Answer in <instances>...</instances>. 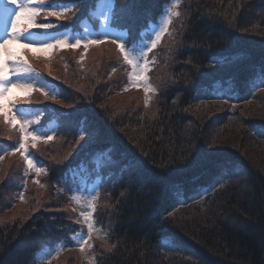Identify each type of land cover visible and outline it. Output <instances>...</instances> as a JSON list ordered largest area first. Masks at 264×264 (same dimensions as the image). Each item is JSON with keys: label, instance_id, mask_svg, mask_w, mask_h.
Segmentation results:
<instances>
[{"label": "trees", "instance_id": "16d2710c", "mask_svg": "<svg viewBox=\"0 0 264 264\" xmlns=\"http://www.w3.org/2000/svg\"><path fill=\"white\" fill-rule=\"evenodd\" d=\"M97 2L48 20L60 26L54 31L81 33L85 23L97 27ZM165 2L143 0L135 19H116L127 0H114L109 24L130 47ZM182 9L150 55L151 116L110 105L127 66L118 49L106 62L83 61L88 52L76 66L71 53L81 48L67 49L72 63L44 73L56 98L35 92L26 105L41 113L36 128L56 123L54 141L33 153L56 138L68 145L54 161L36 156L51 190L65 180L98 181L94 222L107 249L94 253V264H264V0H183ZM7 133L0 120V217L23 172L21 157L8 153L19 141ZM199 156L211 162L193 160ZM132 161L142 168L134 181ZM51 190L49 200L29 198L22 217L0 219V264H32L41 249L78 232L60 208L64 196Z\"/></svg>", "mask_w": 264, "mask_h": 264}, {"label": "rangeland", "instance_id": "374dc122", "mask_svg": "<svg viewBox=\"0 0 264 264\" xmlns=\"http://www.w3.org/2000/svg\"><path fill=\"white\" fill-rule=\"evenodd\" d=\"M114 0H98L96 3V6L91 12L93 17L97 20V27L91 26L88 23L83 24L84 29L81 33L78 32H72L70 29L60 30V31H54L55 29L51 30V35L55 36L57 34L61 36H67L68 42L73 43L76 39H80L82 41L81 44V51L79 54L71 53L74 56H77V59L74 60L75 64L77 65L78 62H80L85 55L88 52L89 55L87 57H90L91 60L88 62L86 59L83 61L90 63V62H106L109 58L113 57L117 54V49L119 52V48L116 44L111 43L112 39L115 38L119 41H125L126 33L123 31H117L113 29L109 22L111 18V11L113 8ZM173 0H167V2L164 3L161 12L158 14V17L154 22H151L150 25L142 30V34L139 40H137L135 43H133L130 47H126L128 49H134L135 53L138 55L141 48H143L149 41V38L152 37V34L154 31H156L158 28L162 27L166 20H168L170 16V22L167 23V31L169 30L170 25L180 16H173L170 15V10L172 6ZM183 0H178V7L175 9L181 14ZM8 7H13L14 5L8 4ZM49 17L46 19L43 15L37 17V23H47ZM9 20L11 18H8ZM44 19V20H41ZM22 24H26L27 20L23 19L20 21ZM57 24V23H54ZM4 26L5 21L3 18H0V38L4 36ZM96 28V29H95ZM34 32H42L44 30L42 29H33ZM167 31L164 32L163 36L161 37V40L163 39L164 35L167 33ZM94 37H102L104 39V43H101L99 45H92L87 50L83 48V42ZM161 40L157 44L156 48L159 46ZM116 47V48H115ZM146 52V56L144 57V61L147 62V66L149 69V60L150 55L153 50ZM31 51L22 47L20 43H14L9 46L10 51L18 52L23 54V58L27 60L28 66L33 70L32 73L28 77H22L21 79L27 83L30 86V91L25 92L21 89H11L6 99L3 101H0V104L3 105L2 113L0 114V120L3 128L8 131L9 137L15 136L18 139V144L14 147L17 148L18 145L21 142H24L26 144L27 153L28 155L33 158L35 167L29 168L27 165V162L24 158V156L21 155V151H15L13 152L11 149L8 151L10 154H18L23 163V172H22V178L19 183L21 185L19 186V189L16 191V193L11 194L8 197V200L5 202L7 204V211L1 214L0 219L2 221H9L16 217H22L26 214V208L24 207L25 203L29 200V198H33L34 195L36 196H42L44 194L45 197L49 200L47 195V192L51 190V188L46 184V182L43 180L46 173H47V167L45 164H43L38 157H43L44 155L48 156L49 161H54V152L59 153L63 146H68L65 144V139H57L55 141H61L57 145L49 146L50 149L46 151L45 149L43 152H38L37 154L33 153L32 147L33 141L29 137L28 140L22 141V133L20 131L21 124L17 123L15 126L11 122H8L4 119V115H11L14 114L16 111V108L24 109V112L22 113L23 119L26 120H32L34 118V115L36 112H39L38 109H31L29 108L28 101L29 98H31V95L33 93L37 92H54V88L51 85L50 82H48L44 78V73L56 74L58 73V70H55V67L57 65H63L64 63L67 64V62H71L72 60H64V56L68 53L66 51L67 49H70L71 51L73 48L71 47H64L60 49H51L47 52L40 50L41 46L39 44H33L31 46ZM79 49V48H76ZM62 50V51H61ZM61 51V52H60ZM63 51L67 53H63ZM121 52V51H120ZM119 52V53H120ZM122 57L124 59V55L122 53ZM7 57L3 50H0V62L6 60ZM71 59V58H70ZM125 61V60H124ZM126 62V61H125ZM126 69L122 73L121 79L122 83L119 86L117 91H114L113 94L110 96V105L116 110V111H126L128 109H138L141 108H147V115L153 114V100L156 95V88L154 83L151 80L149 70L144 72V75L146 76V83L149 87V91L146 93L144 87L137 86L134 83H131L133 77L132 73L134 71L133 66L128 64L126 62ZM141 67H143V62L141 63ZM11 79H16L15 77H10ZM127 89V90H125ZM9 101H12L15 103V108L11 106ZM26 101V103H25ZM134 107V108H130ZM11 109V111H9ZM41 120V116H40ZM39 120V122H40ZM38 123H31L27 125L28 131H32L33 129H37L40 132H45L52 135V139L47 141L46 143H50L51 141H54L53 133L56 129V123L50 122L46 130L43 131L39 128H36ZM42 141L45 142V139H38L35 141V145L38 146L39 143ZM47 147V146H45ZM37 148V147H36ZM55 149V150H53ZM38 156V157H36ZM63 157V155H60L58 160H60ZM37 168H40L39 174L37 173ZM38 181V183H34L33 181ZM67 182V183H66ZM98 181L96 179L92 178H86L81 179L78 182H71L65 180L62 182L61 186L57 187L56 189L51 190L53 194H56L57 192L61 193L64 196L63 201L61 202L60 208L63 209L68 215L73 218L77 224H78V232H76L71 238H68L66 241H60L56 242V244L52 246H47L41 249L34 257L32 264H63L65 261H68L70 264H94V253L99 250H106L107 249V243L105 240L104 233L100 231V229L95 225L94 219H95V204L97 198L101 195V190L98 189L97 185ZM68 186H66V185ZM56 185V184H55ZM26 189V192H25ZM25 192V193H24ZM98 193V195L95 196V199L92 200L93 194ZM15 194V195H14ZM23 196V199L21 200L20 197ZM11 198V199H10ZM10 199V200H9ZM94 205V207H93ZM85 215L89 216V219L85 220ZM88 223L93 224V229L91 233V238L88 240V245H91V247H88V245H85V250L83 252L80 251V248L76 245L79 242V239L81 235H87L88 234Z\"/></svg>", "mask_w": 264, "mask_h": 264}, {"label": "snow or ice", "instance_id": "6c2138e0", "mask_svg": "<svg viewBox=\"0 0 264 264\" xmlns=\"http://www.w3.org/2000/svg\"><path fill=\"white\" fill-rule=\"evenodd\" d=\"M142 2L143 0H127V3L122 9H114V18L123 19L127 17L128 19H135L139 14ZM81 3H83V0H70L69 3L65 4L51 3L48 2V0H0V18H3L5 21L4 36L0 38V50H3L7 57L6 60L0 62V101L6 99L7 94L11 89H21L25 92L30 91V86L21 78L28 77L33 70L28 66L27 60L23 58V54L10 51L9 46L14 43H20L22 47L31 51V46L33 44H39L41 46L40 50L45 52L51 49H60L64 47H71L73 49L80 48L82 44L80 39H76L75 42L69 43L67 36H61L59 34L52 36L50 34L51 30L59 28L60 26L51 21L47 23H37L36 18L43 15L45 19L47 17H55L57 21L67 19L69 14H75V11ZM8 4L14 5V8L8 7ZM178 6V0H173L170 15H180V13L175 10ZM8 18L11 19L9 20ZM22 18L27 20L26 24L20 22ZM168 22H170V16L162 27L153 32L152 37H150L148 43L141 48L138 55L135 53L134 49L126 48L123 41L118 42L115 38L111 41L116 44L121 53H123L124 60L133 66L134 71L132 73L133 79L131 83H134L137 86L142 85L146 93L149 91V87L146 83L144 72L148 70V66L147 62L144 61V57L146 56V52L156 48L164 32L167 31ZM33 29H42L44 31L34 32L32 31ZM101 43H104L102 37L90 38L83 42V48L87 50L90 46L99 45ZM142 62L143 67H141ZM113 71H115V69H113ZM10 77H15L16 79L13 80ZM47 95H51L53 99L56 98L54 92L50 91ZM9 103L13 108L16 107L14 102L9 101ZM2 109L3 105L0 104V114H3ZM9 111H11V109ZM23 112L24 109L16 108L14 114L4 115V119L11 122L13 126L17 123L21 124L20 131L22 133V141H26L30 137L34 142L32 147H35V141L38 139L43 138L45 139V142H47L53 138L51 134L40 132L37 129L28 131V124L39 122L41 116L40 112H36L32 120L23 119ZM78 135L81 140L85 139V130L83 128L78 130ZM12 151H21V155L24 156L28 167H35L33 158L28 155L26 144L24 142H21L18 147L14 148ZM2 158V155H0V159ZM193 160L211 162L204 156L193 157ZM129 168L130 179L134 181L141 175V163L139 161H132L130 162ZM40 170V168H37L38 174ZM221 171H224V169L221 168ZM33 182L38 183V181L35 180ZM96 195H98V193L93 194L92 200L95 199ZM20 199H23L22 195ZM84 218L87 221L89 216L85 215ZM92 229L93 224L88 223V234L81 235L79 242L76 245L80 248L81 252L85 250V245H88ZM88 247H91V245H88Z\"/></svg>", "mask_w": 264, "mask_h": 264}]
</instances>
